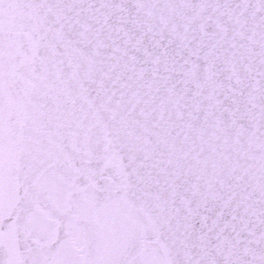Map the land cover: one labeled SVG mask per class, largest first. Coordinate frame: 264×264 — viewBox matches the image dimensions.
Segmentation results:
<instances>
[{"label":"snow or ice","instance_id":"6c2138e0","mask_svg":"<svg viewBox=\"0 0 264 264\" xmlns=\"http://www.w3.org/2000/svg\"><path fill=\"white\" fill-rule=\"evenodd\" d=\"M0 264H264V0H0Z\"/></svg>","mask_w":264,"mask_h":264}]
</instances>
